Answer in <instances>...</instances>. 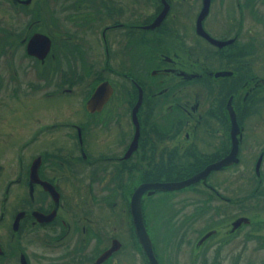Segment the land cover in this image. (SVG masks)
Returning a JSON list of instances; mask_svg holds the SVG:
<instances>
[{
	"label": "flooded vegetation",
	"instance_id": "flooded-vegetation-1",
	"mask_svg": "<svg viewBox=\"0 0 264 264\" xmlns=\"http://www.w3.org/2000/svg\"><path fill=\"white\" fill-rule=\"evenodd\" d=\"M157 1L149 20L128 22V0H57L54 40L37 26L50 0H0L10 18L0 23V121L14 102L41 108L14 127L16 139L0 129V142L9 134L0 145V264H148L130 215L132 191L184 179L223 158L229 110L237 122L235 161L180 188L147 187L138 201L158 264L164 257L175 264L192 228L196 249L207 246L225 226L228 206L236 215L225 235L236 233L231 224L246 198L240 162L253 161L248 198L264 181V60L257 63L264 31L256 27L264 29V0H208L200 24L211 37L230 39L220 46L195 29L202 0H165L156 26L164 28L142 29L161 8ZM16 14L24 17L18 24ZM95 21L99 30L87 33ZM214 23L225 34L214 35ZM33 32L50 40L41 57L26 51ZM98 84L102 97L89 102ZM189 190L202 197L192 203Z\"/></svg>",
	"mask_w": 264,
	"mask_h": 264
},
{
	"label": "rangeland",
	"instance_id": "rangeland-1",
	"mask_svg": "<svg viewBox=\"0 0 264 264\" xmlns=\"http://www.w3.org/2000/svg\"><path fill=\"white\" fill-rule=\"evenodd\" d=\"M132 1L128 0L127 2V12L124 15V20L128 22H135L138 17L146 16L149 20L152 15V11L159 7V2L157 0H141L138 4L131 5ZM260 4V3H259ZM34 4H31V6ZM263 5V4H262ZM264 9V5H263ZM193 11V7L191 6V12ZM42 14V19L37 21V26L42 28V31L47 30L51 33L54 40L57 39V32L61 29L58 26V22L56 20L57 13V0H50L48 4V12L47 16L44 17V11L40 10ZM39 12V14H40ZM44 17V18H43ZM215 17V14H214ZM23 15L16 14L14 21L15 23H20L23 19ZM9 15L7 12L0 9V23L7 24ZM143 21H146L144 18ZM68 24V23H67ZM100 24L98 21H95L93 28L87 32L91 33L92 30L98 31L100 28ZM211 25V23H209ZM67 28V26H65ZM256 27L259 30H263L262 23L256 22ZM164 27L155 28L156 30H161ZM45 29V30H44ZM209 30L213 31L214 35H222L225 33H220L223 29H220V26L217 27V24L211 27H208ZM153 32V31H152ZM146 33V32H145ZM147 33H150L149 31ZM191 41L195 43V45L201 46L200 42H195L194 33H191ZM264 34V33H262ZM55 42V41H54ZM263 54L264 48L261 47L259 58H257V63L262 67L263 62ZM117 77L116 75H113ZM82 86H80L81 88ZM32 104V103H31ZM41 108H36L33 106L26 107L25 101L22 102H14L12 107L4 109L5 121H0V129L5 133H11L10 139H16V136L19 137L20 134L15 131V126H18L20 122H26L27 116L30 113H34L35 110H40ZM22 126V124H20ZM9 134L4 135L1 133V142L2 145L5 137ZM16 135V136H15ZM257 147L255 150H257ZM5 151H8L5 149ZM4 159L3 156L0 155V160ZM252 162L249 159H244L239 164V183L240 190L239 194L246 197H241V204L239 210V216L247 217L246 224H243L242 228L236 230V227L233 229L236 233H234L233 237H227L225 235L226 228H229L228 225L230 220H232L236 213L231 212L230 206L226 207L228 210L224 212V222L225 226L223 228H219L215 233H213L208 240L206 241V245H200L198 250L196 249V238L199 235L198 232L194 231L192 228V232L189 234L188 238L191 240L189 244H185L179 246L180 250L176 249L175 254V264H264V181H262L257 187L256 192L252 193V196L248 198L249 191L252 190L256 183L255 177H249L248 175H252ZM262 176L264 174V163L261 166ZM226 178L231 180V171L224 173ZM2 180H6V177H3ZM264 180V178H263ZM2 184L0 183V186ZM191 193V200L193 203V199L202 197V194L197 192L194 193L192 190H189ZM182 199V198H181ZM230 205V204H229ZM225 206V205H224ZM191 207L186 206L184 211H188ZM209 219V215H208ZM198 226V224H195ZM209 227V226H208ZM226 227V228H225ZM202 232V230H201ZM222 238V239H221ZM221 239V240H220ZM206 246L207 250L203 255V248ZM202 256V257H201ZM212 258H216L215 262H213ZM164 261L167 264L168 259L164 257Z\"/></svg>",
	"mask_w": 264,
	"mask_h": 264
},
{
	"label": "water",
	"instance_id": "water-1",
	"mask_svg": "<svg viewBox=\"0 0 264 264\" xmlns=\"http://www.w3.org/2000/svg\"><path fill=\"white\" fill-rule=\"evenodd\" d=\"M162 2V7L159 10V12L154 16V18L146 24H142L141 27L142 28H153L154 26L158 25L160 20L162 19V17L164 16L166 10H167V3L165 0H161ZM207 5H208V0H202V5L201 8L198 12V15L196 17V24H195V29L198 32L199 35L205 37L207 40H209L211 43L220 46L222 44H225L227 42L230 41V39L228 40H219L216 38L211 37L208 33H204L201 24H200V20L202 18V16L205 14L206 9H207ZM49 45H50V40L49 37L44 34V33H40V32H33L31 34V36L28 38L27 42H26V51L30 54L36 55V56H43L49 49ZM101 84L96 85V87L93 89L91 96H90V100L89 102H94V101H98L102 95H100V90H101ZM100 95V96H99ZM140 97L137 98L135 104L132 107V121L135 125V131H136V118H135V113L134 110L137 107V104L139 102ZM229 121H230V140H231V145L229 148V151L225 154V156L223 158H221L220 160H217L213 163L208 164L207 166L203 167L201 170L191 174L190 176L181 179V180H177V181H170V182H146V183H140L139 185H137L134 190L131 193L130 196V202H129V206H130V215L132 218V222L134 224V228L138 237L139 242L141 243L144 253L147 257L148 260V264H158L157 260L152 252V248H151V243L150 240L146 234V231L144 229L143 226V222H142V218H141V212H140V208H139V194L141 192V190L145 189V188H161V189H174V188H179L182 186L187 185L190 182H193L195 180H198L199 178L203 177L204 174L210 169V168H216L219 167L220 165H227L229 163H231L232 161H235V151H236V147H237V139L235 137V131L237 129V122L235 120L234 117V113L232 111L229 110ZM254 169L256 172H258V165L255 164ZM247 218L246 217H240L239 219H236L232 222L231 226L234 228L236 227L241 221H246ZM209 232H206L203 236L208 235Z\"/></svg>",
	"mask_w": 264,
	"mask_h": 264
},
{
	"label": "trees",
	"instance_id": "trees-1",
	"mask_svg": "<svg viewBox=\"0 0 264 264\" xmlns=\"http://www.w3.org/2000/svg\"><path fill=\"white\" fill-rule=\"evenodd\" d=\"M213 262H215V261H213Z\"/></svg>",
	"mask_w": 264,
	"mask_h": 264
}]
</instances>
